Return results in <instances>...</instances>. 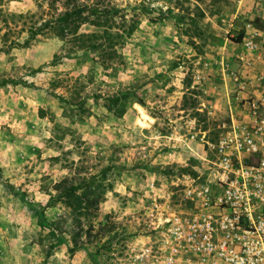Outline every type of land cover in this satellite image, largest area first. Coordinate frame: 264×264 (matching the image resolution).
<instances>
[{
	"label": "rangeland",
	"instance_id": "1",
	"mask_svg": "<svg viewBox=\"0 0 264 264\" xmlns=\"http://www.w3.org/2000/svg\"><path fill=\"white\" fill-rule=\"evenodd\" d=\"M106 1L123 21L92 51L5 38L6 15L37 7L0 0V264L193 259L173 219L197 210L222 125L264 93V0ZM23 199L49 203L47 226Z\"/></svg>",
	"mask_w": 264,
	"mask_h": 264
},
{
	"label": "built area",
	"instance_id": "2",
	"mask_svg": "<svg viewBox=\"0 0 264 264\" xmlns=\"http://www.w3.org/2000/svg\"><path fill=\"white\" fill-rule=\"evenodd\" d=\"M241 100L211 146V181L193 190L199 207L173 219L194 256L184 264H264V93Z\"/></svg>",
	"mask_w": 264,
	"mask_h": 264
},
{
	"label": "trees",
	"instance_id": "3",
	"mask_svg": "<svg viewBox=\"0 0 264 264\" xmlns=\"http://www.w3.org/2000/svg\"><path fill=\"white\" fill-rule=\"evenodd\" d=\"M34 2L37 7L35 13L8 14L4 17L3 24L7 30L4 34L5 38L14 34L16 29H19L20 32L24 31L28 36L24 40L25 45L38 36H54L60 41L70 44L73 50H82L83 44L89 42V46L87 45L86 49L95 51L103 46V41L101 42V40L107 38L108 29L111 26H115L113 18L119 17L123 21V15H119L122 9L107 3L106 0H34ZM85 24L91 25L96 29H103L101 35L87 36L86 41H82L86 36L81 34L80 28ZM133 31L134 28L130 27L129 34ZM109 37L105 41L112 44L114 36L110 35ZM240 39L239 37L236 42H240ZM97 40H100V42ZM15 46L17 47L19 44L15 41H10L9 47L13 48ZM3 185L14 194H21L13 191L7 183H3ZM23 202L29 210L35 213L38 225L47 226L44 212L49 203L42 206L33 205L24 199ZM58 242H61V239Z\"/></svg>",
	"mask_w": 264,
	"mask_h": 264
}]
</instances>
